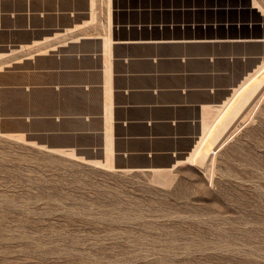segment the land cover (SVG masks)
Returning a JSON list of instances; mask_svg holds the SVG:
<instances>
[{"label": "rangeland", "instance_id": "374dc122", "mask_svg": "<svg viewBox=\"0 0 264 264\" xmlns=\"http://www.w3.org/2000/svg\"><path fill=\"white\" fill-rule=\"evenodd\" d=\"M203 1L229 8L215 19L246 24L230 34L264 37V0ZM93 4L105 21L106 0ZM214 50L241 58L217 61L214 83L243 87L201 148L206 166L183 157L161 172L109 168L6 133L13 122L0 115V264H264V82L216 148L210 139L264 79V41ZM1 100L0 114L26 104L12 92Z\"/></svg>", "mask_w": 264, "mask_h": 264}, {"label": "crops", "instance_id": "0c3cea01", "mask_svg": "<svg viewBox=\"0 0 264 264\" xmlns=\"http://www.w3.org/2000/svg\"><path fill=\"white\" fill-rule=\"evenodd\" d=\"M121 1L106 0L99 21L93 0H0V102L26 103L0 114L13 122L4 132L89 160L108 151L112 168L190 155L239 87L214 83L217 61H241L214 48L244 45L229 31L246 24L205 1Z\"/></svg>", "mask_w": 264, "mask_h": 264}, {"label": "bare ground", "instance_id": "6f19581e", "mask_svg": "<svg viewBox=\"0 0 264 264\" xmlns=\"http://www.w3.org/2000/svg\"><path fill=\"white\" fill-rule=\"evenodd\" d=\"M107 1H109V0H107ZM248 37H253V36H248ZM242 40H245L246 42L247 41H264V38H254V39L253 38H249V39H247V37H246L245 39H242ZM258 66L259 67L257 68V71L260 70V72H261V69L264 70V62L260 63ZM253 76H254V74H253ZM253 76L252 77H248L247 76L248 78L246 79L245 87L249 84L248 82L253 78ZM262 78H264V77H262ZM262 82H264V79H262L261 81L257 82L255 85H253L252 87H250L249 89H247L241 96H239L240 97L239 100L236 103H234L235 105H233V107L230 109V111L228 112V114L226 115V117L222 121V123L220 121L221 124H220L219 128L216 130V132L214 131L215 134L212 135L213 136L212 138H210L211 140H213V142L216 143L215 144V148L221 143V141L223 139V136L222 135L225 132L226 128L231 123V121L246 106V104L249 102L250 98L254 95V93H256L257 91H259V87H260V85H261ZM242 87L243 86H241V84H240L239 87H237L236 89H234V92L229 97V102L226 100L227 103L226 102L224 103V105H223L224 107L221 106L222 108L219 107L218 109H215L213 111V122H214V124L211 125V123H209L210 118H211L210 116L208 117V120L206 119L204 121L203 131L206 130V132H204V135L201 136L202 138L196 143V145L193 148V150L191 151L190 155H188L187 157L184 158V161L188 160V161H191V162H196V164H199L200 166H206V163H207V155L209 153H206V154H205V152L203 153L201 151V148H202L203 144L205 143L206 138H208V135H209L210 131L213 128V125H215V123L219 120V118H221V116L223 115V113L231 106L232 99L236 96V94L238 93V91L240 92L242 90ZM205 123H207V124H205ZM60 151H62V150H60ZM64 152L66 154L72 155V152L71 151H64ZM108 153L109 152L107 151L106 152V157H105V160L104 161H95V160H89V161L92 162V163H95V164H101V165H104L105 167L107 166V167L111 168L112 167V165H111V158H110V156H109ZM181 161H183V160H177L176 163L181 162ZM121 169L126 170V171L127 170H130V169H127V168H121ZM149 169L150 170H153V171L161 172V171L166 170L167 168H149Z\"/></svg>", "mask_w": 264, "mask_h": 264}, {"label": "water", "instance_id": "95a60500", "mask_svg": "<svg viewBox=\"0 0 264 264\" xmlns=\"http://www.w3.org/2000/svg\"><path fill=\"white\" fill-rule=\"evenodd\" d=\"M249 38L254 39V38H264V37H247V39H249ZM190 151H191V149H190ZM177 160H178V158H173L172 161L167 165H162V166H158V167L157 166H149V167H151V168H172L176 164ZM127 169L135 170V169H149V168H127Z\"/></svg>", "mask_w": 264, "mask_h": 264}]
</instances>
